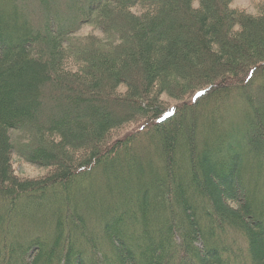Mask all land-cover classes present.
Listing matches in <instances>:
<instances>
[{
    "label": "trees",
    "instance_id": "trees-1",
    "mask_svg": "<svg viewBox=\"0 0 264 264\" xmlns=\"http://www.w3.org/2000/svg\"><path fill=\"white\" fill-rule=\"evenodd\" d=\"M233 1L0 0V264H264V7Z\"/></svg>",
    "mask_w": 264,
    "mask_h": 264
},
{
    "label": "rangeland",
    "instance_id": "rangeland-1",
    "mask_svg": "<svg viewBox=\"0 0 264 264\" xmlns=\"http://www.w3.org/2000/svg\"><path fill=\"white\" fill-rule=\"evenodd\" d=\"M194 6L196 7L197 3H194ZM263 7H264V0H234L230 4L231 9L244 12L251 16H256L259 13V9H262ZM86 35H95L97 37L102 36L99 31L94 30L92 29V27H88V26L82 27L76 36H86ZM118 90L119 92H123L124 88L121 87ZM161 99L167 105L173 106V105L180 104L179 102H176L167 96H162ZM232 104H233L232 101L228 102V105H232ZM232 110H233L232 107L227 109V118H229L231 114L232 115L234 114L233 116L236 115L237 109L234 111ZM236 117L237 116H235V118ZM228 122H230V118ZM137 127H138L137 125L136 126H126L123 129H119L115 131L114 136L119 137V136L125 135L126 133L131 134L136 130ZM23 137L24 135L21 132H18V131L11 132V138L15 144H18V143L20 144L21 142H24V139H22ZM144 143L145 142H142V144ZM11 165H12L14 174L21 179L35 180V179L43 177L49 171V169L47 168L38 167L30 163H27L22 158H20L15 152L12 154V157H11Z\"/></svg>",
    "mask_w": 264,
    "mask_h": 264
}]
</instances>
